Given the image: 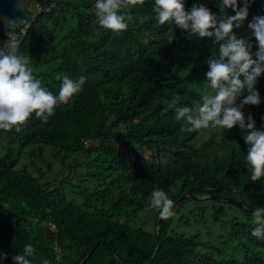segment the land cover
<instances>
[{
    "label": "trees",
    "instance_id": "obj_1",
    "mask_svg": "<svg viewBox=\"0 0 264 264\" xmlns=\"http://www.w3.org/2000/svg\"><path fill=\"white\" fill-rule=\"evenodd\" d=\"M194 3L223 18L215 0H185V8ZM152 4L126 9L127 28L113 32L95 22L94 0L40 2L20 36V53L47 90L58 94L57 76L85 82L47 121L33 114L20 131L0 130V251L7 257L31 244V264H80L92 251L84 264H264V239L251 234L264 177L250 180L243 130L217 127L205 137L206 129L189 131L176 119L177 104L192 107L211 91L206 60L217 46L156 24ZM256 15H264V0H249L248 16L233 29L252 40L253 52L247 25ZM256 87L261 103L243 110L261 128L264 74ZM24 157L30 166L19 165ZM154 188L173 200L171 217L151 207ZM141 213L151 214L154 231Z\"/></svg>",
    "mask_w": 264,
    "mask_h": 264
},
{
    "label": "clouds",
    "instance_id": "obj_2",
    "mask_svg": "<svg viewBox=\"0 0 264 264\" xmlns=\"http://www.w3.org/2000/svg\"><path fill=\"white\" fill-rule=\"evenodd\" d=\"M143 2L94 0L95 22L113 32L124 30L127 28L125 10ZM248 4L249 0H240L239 6L238 0H215L222 19H218L216 13L203 3H194L186 9L185 0H153L152 10L156 24L174 25L188 36L196 34L200 38H211L217 46V53L206 60L208 70L204 82L211 91L192 107L177 104L176 119L186 122L182 126L189 131L209 127L229 130L238 126L244 132L242 136L247 145L246 168L250 180L255 182L264 177V126L258 128L251 112L246 115L243 109L246 105L261 103V93L256 84L264 74V15L254 16L247 25L255 38V52L252 51L251 39L245 41L233 31L248 16ZM37 5L41 6L40 2L31 7L32 19L34 12H38ZM229 8L233 15L227 14ZM0 19L5 25V33L2 34L5 39L0 47V130L20 131L21 125L33 114L47 121L56 106L67 102L81 89L85 77L74 80L68 75L57 76L60 81L58 94L47 90L34 76L30 58L20 53L21 31L26 33L31 23L22 29L23 18ZM18 29L21 30L18 32ZM261 120L264 121V115ZM173 203L163 189L154 188L151 192L150 205L161 218L174 214ZM251 219L255 225L252 236L264 239V204L253 208ZM32 255V245L25 244L23 253L13 255L11 259L16 264H31L29 257ZM4 258L6 254L0 251V264Z\"/></svg>",
    "mask_w": 264,
    "mask_h": 264
},
{
    "label": "water",
    "instance_id": "obj_3",
    "mask_svg": "<svg viewBox=\"0 0 264 264\" xmlns=\"http://www.w3.org/2000/svg\"><path fill=\"white\" fill-rule=\"evenodd\" d=\"M54 1L55 0H24V2L21 3V0H0V18H23L25 21L24 24L21 25V28L23 29L32 22L31 7L35 3H53ZM3 33H5V25L3 20L0 19V47L3 46ZM184 197L185 196H182V198ZM160 222L161 218L159 219L158 224H160ZM92 252L88 254V256L80 264H84ZM3 264H16V262H14L10 257L6 256V258L3 259Z\"/></svg>",
    "mask_w": 264,
    "mask_h": 264
},
{
    "label": "rangeland",
    "instance_id": "obj_4",
    "mask_svg": "<svg viewBox=\"0 0 264 264\" xmlns=\"http://www.w3.org/2000/svg\"><path fill=\"white\" fill-rule=\"evenodd\" d=\"M208 86H207V84L205 85V88H207ZM215 129H217V128H208V129H206V133H205V137H208V136H210L211 134V132H213V131H215ZM5 152H6V147H4V146H0V157L1 156H3L4 154H5ZM35 163H36V165L37 166H40L41 167V170L43 171V172H47V168H46V166H44V165H42L41 163H40V161L39 160H36L35 161ZM23 164H26V165H28V166H30V162H29V159L28 158H26V157H24V159H22L21 160V162L19 163V165H23ZM32 169H34L33 167H32ZM47 176H48V174L43 178V182H47L46 181V178H47ZM150 216H151V214L150 213H141L140 215H139V219L142 221V223H144V228L146 229V230H148V231H154V225L152 224V221L150 220Z\"/></svg>",
    "mask_w": 264,
    "mask_h": 264
},
{
    "label": "built area",
    "instance_id": "obj_5",
    "mask_svg": "<svg viewBox=\"0 0 264 264\" xmlns=\"http://www.w3.org/2000/svg\"><path fill=\"white\" fill-rule=\"evenodd\" d=\"M36 9L38 11H40L41 10V6L37 5L36 6ZM44 11L48 12V11H50V8H45ZM24 33H25V30L21 31L20 36L24 35ZM42 226L46 227L50 232H56V226L52 222H46V221H44L42 223ZM54 250H55L54 251L55 252V261L58 262L59 259H60V256H61V251L59 250V248L57 246V243L54 245Z\"/></svg>",
    "mask_w": 264,
    "mask_h": 264
}]
</instances>
